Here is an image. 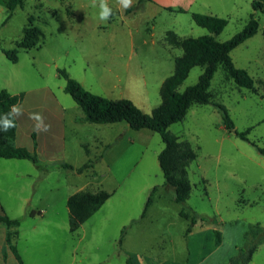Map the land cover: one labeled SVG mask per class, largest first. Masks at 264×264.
I'll return each instance as SVG.
<instances>
[{
	"label": "rangeland",
	"instance_id": "374dc122",
	"mask_svg": "<svg viewBox=\"0 0 264 264\" xmlns=\"http://www.w3.org/2000/svg\"><path fill=\"white\" fill-rule=\"evenodd\" d=\"M6 1L0 0V90L23 95L14 144L34 151L45 167L0 159V214L20 220L14 242L26 264L33 257L40 264H125L128 259L132 264H264V171L246 159L262 156L224 128L212 105H192L167 128L194 154L185 169L188 198L176 204L157 162L163 148L159 135L132 130L124 121L82 122L57 72L64 69L90 93L129 99L150 113L160 105L159 89L182 55L165 41L167 32L180 39L208 35L191 14L209 12L227 21L215 36L223 42L252 15L255 35L230 57L251 74L253 90L237 87L217 66L208 94L227 109L235 130L251 127L248 139L264 146V13L252 10L254 0H207L208 8L197 3L185 13L164 10L175 9L169 0L145 2L129 13L119 0H103L112 9L107 21L99 19L101 0H24L9 19ZM30 27L40 36L24 50L19 45ZM201 73V67H193L177 91L194 85ZM32 113L42 116L46 130L35 127ZM102 153L92 168L75 171ZM65 164L73 170L62 168ZM79 192L108 198L70 233L66 201Z\"/></svg>",
	"mask_w": 264,
	"mask_h": 264
},
{
	"label": "trees",
	"instance_id": "16d2710c",
	"mask_svg": "<svg viewBox=\"0 0 264 264\" xmlns=\"http://www.w3.org/2000/svg\"><path fill=\"white\" fill-rule=\"evenodd\" d=\"M148 1L150 0H137L136 4L125 9V13L141 9L142 4ZM23 3L24 0H7L5 4L7 18L9 19L15 8L21 7ZM251 7L253 11L264 13V0L252 1ZM178 12L184 13L181 9ZM191 19L197 26L206 29L209 34L180 39L174 32H167L165 41L171 46L179 47L182 50V55L175 59L172 74L163 81L159 89L160 105L150 113L142 112L129 99L113 100L90 93L71 78L64 69L57 71L59 77L64 80V93L71 97L83 114L82 122L112 124L124 121L132 130L146 129L159 135L163 148L157 155V162L164 179V185L173 191L176 204H183L188 198L190 184L185 169L193 160L194 154L187 142H178L168 132L167 128L171 124L181 121L192 105H212L220 114L224 128L240 140L251 145L257 154L264 157V147L250 141L247 137L250 128L240 132L235 130L227 109L220 103L211 102L208 94L210 81L217 66H221L227 77L237 87L253 90V79L246 70L235 67L230 52L255 35L258 28L256 19L251 15L239 32L223 42L217 41L215 36L226 26L227 21L225 19L200 13H192ZM38 36H40L38 28L25 29L19 48L31 49ZM262 39L264 42V27L262 29ZM193 67L202 68V73L199 75L197 82L186 87L182 92H178V86L187 78ZM22 98V94L12 95L5 89L0 90V114L8 113L11 105H19ZM14 120L15 127L9 128L7 132L0 133V159L27 160L39 170L44 169L45 167L42 166L34 151L30 152L26 148L14 144L17 127L15 116ZM31 139L33 145H35L34 134H31ZM109 147L110 144H107L104 151ZM102 157L103 153L94 161L88 160L75 171L81 173L87 168H92L93 164ZM61 167L73 170V167L69 164ZM107 198L108 196L105 193L90 194L88 192H79L70 196L66 201L68 231L70 233L75 232L82 223L98 210ZM150 202L151 199L148 197L141 212V217L145 215ZM180 216L187 218V215L182 212H180ZM194 223L195 218H192L190 225L193 226ZM0 226H3L6 230L5 243L14 254L18 264H24L12 243L13 238L18 234L17 229L20 226V220L9 218L2 213L0 215ZM189 231L190 228H187V233ZM215 234V243L218 244L219 236H217V232ZM125 264L132 263L128 259Z\"/></svg>",
	"mask_w": 264,
	"mask_h": 264
},
{
	"label": "crops",
	"instance_id": "0c3cea01",
	"mask_svg": "<svg viewBox=\"0 0 264 264\" xmlns=\"http://www.w3.org/2000/svg\"><path fill=\"white\" fill-rule=\"evenodd\" d=\"M154 0H150L148 2H153ZM172 4V6L175 7V9H165L167 12H178V10H183L184 13L188 10H191L192 7H194L197 3H199V6L203 7V8H208L209 7V3L207 0H176V3H173V0H169ZM176 4V5H175ZM166 8H169V7H166ZM200 14H206V15H212V13H209V12H205V13H200ZM216 16V15H215ZM232 59V58H231ZM233 61V60H232ZM234 63V62H233ZM235 65V64H234ZM242 69V68H241ZM245 70V69H244ZM250 76L251 74L249 72H247ZM252 78V77H251ZM253 79V78H252ZM262 123V121L260 122ZM251 129V127H250ZM33 142V141H32ZM261 147H264V146H261ZM261 157V156H260ZM248 161L252 162L256 167H258L261 171H264V158H258L256 156H253L251 158H246ZM227 161L228 162H235L236 160H234V158H227ZM2 190V189H1ZM3 213V211H1V214ZM0 214V215H1ZM6 232V230H5ZM5 232L3 235L0 234V264H18L14 254L11 252V250L9 249L8 245L5 243ZM17 236V235H16ZM15 236V237H16ZM15 237L13 238V241L12 243L14 242V239ZM15 247V242L13 244ZM17 249V247H16ZM17 252L18 254L20 255L22 261L24 264H26V262L24 261V257L23 255L21 254L20 251H18L17 249ZM34 261L32 264H40L38 262V259H36V257H33ZM36 259V260H35ZM29 264V263H28Z\"/></svg>",
	"mask_w": 264,
	"mask_h": 264
},
{
	"label": "clouds",
	"instance_id": "9594fccd",
	"mask_svg": "<svg viewBox=\"0 0 264 264\" xmlns=\"http://www.w3.org/2000/svg\"><path fill=\"white\" fill-rule=\"evenodd\" d=\"M133 0H119V3L124 7L128 8L132 4ZM112 14V9L108 7L106 3L101 0L99 19L107 21L109 16ZM21 109L18 105H11L10 111L6 114H0V133L7 132L9 128L15 127L14 116L19 115ZM31 118L37 121L35 127L39 130H46L47 126L43 124V118L39 113H32Z\"/></svg>",
	"mask_w": 264,
	"mask_h": 264
}]
</instances>
